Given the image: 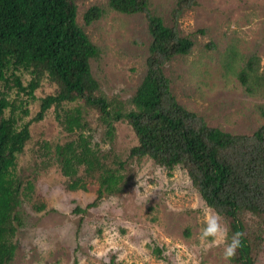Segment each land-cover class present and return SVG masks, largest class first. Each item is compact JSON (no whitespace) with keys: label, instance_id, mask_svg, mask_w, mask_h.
<instances>
[{"label":"rangeland","instance_id":"374dc122","mask_svg":"<svg viewBox=\"0 0 264 264\" xmlns=\"http://www.w3.org/2000/svg\"><path fill=\"white\" fill-rule=\"evenodd\" d=\"M176 2L149 4L151 14L162 18L165 26L176 24L181 35L194 42L189 55L176 56L165 67L174 96L208 126L233 136L252 135L264 126V0H199L177 21ZM77 8V23L99 50L90 60L98 94L114 107L122 102L125 111L134 109L132 101L146 75L152 41L147 15L120 13L110 0H77ZM92 8L102 13L87 23ZM0 67L6 117L17 133L31 123V139L9 174L24 181L23 225L9 264H231L223 255L225 245L201 243L205 212L215 211L206 205L187 171L181 166L168 170L150 158H130L137 143L131 127L117 122L110 138L95 111L86 115L89 128L84 134L91 137L92 148L125 163L119 169L128 183L85 214L76 212L96 200L99 185L68 190L59 167H47L48 158L38 152L42 141L53 146L74 140L53 110L42 122L33 121L54 86L45 78L35 88L33 73L14 70L4 58ZM14 73L21 79L22 91L13 83ZM36 204H44V209L37 211ZM222 223L229 228L224 218ZM255 249L254 264H264V237Z\"/></svg>","mask_w":264,"mask_h":264},{"label":"trees","instance_id":"16d2710c","mask_svg":"<svg viewBox=\"0 0 264 264\" xmlns=\"http://www.w3.org/2000/svg\"><path fill=\"white\" fill-rule=\"evenodd\" d=\"M149 4L150 0H110L120 13L146 14L152 38L147 72L130 111L124 110L122 102L114 107L98 94L90 60L99 50L77 23V0H0V59H6L14 70L33 73L35 88L45 78L55 88L42 99L33 121L42 122L53 110L74 140L53 146L42 141L38 152L48 158L47 167H59L68 190L86 191L91 183L99 185L96 200L76 212L85 214L128 183L119 169L125 163L92 148L91 137L84 134L89 128L86 115L95 111L110 138L117 122L131 127L137 143L130 158H150L168 170L184 168L206 205L228 221L229 240L235 232L244 233L231 264H254L255 245L264 237V126L252 135L233 136L208 126L179 104L165 67L176 56L189 55L194 42L183 37L176 24L165 26L162 18L151 14ZM198 4L199 0H177L174 19ZM101 13L100 8L89 10L87 23ZM13 83L23 90L15 73ZM7 105L0 99V264L13 260L14 240L23 225L24 181L11 179L10 169L31 139V123L17 133L6 117ZM38 205L35 209L42 211L44 204Z\"/></svg>","mask_w":264,"mask_h":264},{"label":"clouds","instance_id":"9594fccd","mask_svg":"<svg viewBox=\"0 0 264 264\" xmlns=\"http://www.w3.org/2000/svg\"><path fill=\"white\" fill-rule=\"evenodd\" d=\"M205 226L201 230V243L209 242L208 246L224 247V258L230 260L237 254V250L242 246L243 232H235L228 241L229 228L222 223L223 217L216 212H205Z\"/></svg>","mask_w":264,"mask_h":264}]
</instances>
